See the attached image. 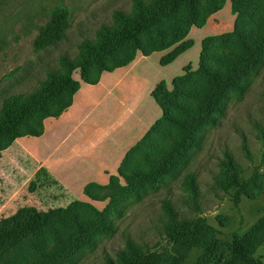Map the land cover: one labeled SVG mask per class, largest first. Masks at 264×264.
<instances>
[{
    "label": "rangeland",
    "instance_id": "obj_1",
    "mask_svg": "<svg viewBox=\"0 0 264 264\" xmlns=\"http://www.w3.org/2000/svg\"><path fill=\"white\" fill-rule=\"evenodd\" d=\"M132 1L0 0V111L6 97L13 94L27 96L42 86L51 70L62 71L60 56L74 58L83 39H95L102 24L112 23L113 11H131ZM248 5L246 0H223L218 9L209 12L202 25H191L177 42L150 54L137 51L128 64L104 71L95 83L82 81L80 71L76 70L74 77L81 85L74 97L82 93L92 95L83 112L87 114L84 125L90 124L100 131L96 143L92 142L93 151L59 166L47 164L53 176L59 177L69 188L64 193L49 191L44 194L41 188L34 192L39 182L37 177L29 179L27 176L34 166L29 160L12 161V171L7 170L8 165L0 166V205L11 196L9 207L14 202L19 206L11 214L6 210L0 212L3 226H11L14 220L10 218L20 208L34 206L36 202L42 208L37 209L42 211L65 209L77 202V212L81 216L111 219L117 231L113 235L96 234L92 244L81 247L63 264H104L106 255L115 256L126 248L128 238L140 245L147 243L153 249L165 248L172 254L178 253L179 257L184 253L183 264H232L230 247L234 234L249 232L264 216V59L247 75L242 95L234 89L223 94L216 123L195 131L193 141L183 147L181 161L157 176L154 186L144 181H131L124 175L130 174L131 169L148 172L154 162L153 156L161 155L176 142L183 141L182 132L174 124L148 134L150 128L163 118L164 111L153 94L157 86L162 84L170 91L176 77L197 71L202 51L207 56L209 52L222 50L230 55L241 52L234 37L236 23L241 19L249 20L250 27L261 39L264 37V17L254 20L256 10L249 14ZM61 10L69 15L65 37L54 45L36 50L34 40L41 27L54 11ZM253 20L255 24H251ZM258 21L259 25H256ZM205 45L208 52H204ZM205 62L214 64L213 60ZM194 80L195 86L204 82L201 75L194 76ZM84 125L75 129L62 146L61 140L72 130L73 124L66 122L59 129L48 131L39 143L40 151L46 153L57 149L59 154H65L73 142L84 143ZM226 151L233 154L237 163L238 183H229L233 179L232 171L221 165ZM128 153L126 162H132V167L124 163ZM255 170H258L255 181L262 183V188L254 191L253 198L243 195L235 202V192ZM190 173L196 175L200 193L198 212L183 185ZM217 178L229 183L227 191L216 182ZM247 188L253 190L254 183H249ZM21 194L25 199H21ZM30 198L34 202H30ZM163 200L172 201L180 217L193 218V223L180 232L185 239L193 238L198 230L195 225L204 220L214 229L207 247L194 246L188 251L182 239L181 245L167 241L163 235L166 217ZM62 217V214L52 215L46 226L36 228L23 238L18 246L4 254L3 260L16 252L31 254L27 247L35 251L37 247L33 244L36 241L50 247L56 240L52 224L62 226ZM23 218L20 216L19 220ZM255 257L264 264V242L257 248ZM162 264L171 263L166 260Z\"/></svg>",
    "mask_w": 264,
    "mask_h": 264
},
{
    "label": "trees",
    "instance_id": "obj_2",
    "mask_svg": "<svg viewBox=\"0 0 264 264\" xmlns=\"http://www.w3.org/2000/svg\"><path fill=\"white\" fill-rule=\"evenodd\" d=\"M246 1L249 2V14L256 10L254 20L264 17V0ZM222 3L223 0H133L131 11L115 9L112 23L102 24L96 31L95 39H83L78 44V53L74 58L68 55L60 56L62 71L51 70L42 86L27 96L13 94L4 99L0 111V152L18 137L27 134L41 135L44 132V119L48 116H59L72 104L74 94L81 85L74 77L76 70L80 71L82 81L95 83L104 71H112L118 66L128 64L137 51L150 54L177 42L184 36L187 28L193 24L202 25L209 12L218 9ZM254 20L251 24H255ZM248 21L241 19L236 23L234 30V37L241 46V52L230 55L222 50L213 54L209 52L207 56L202 51L197 71L176 77L170 91L162 84L157 86L153 94L164 111L163 118L150 128L148 134L162 131L164 126L174 124L182 132L183 141L176 142L167 152L153 156L154 162L148 172L131 169V173L124 176L131 178V181H144L154 186L157 176L168 172L181 161L183 151L193 141L195 131L206 124L216 123V114L220 112L223 94L229 89L243 94L247 75L264 59V37L261 39ZM68 25L67 11H54L35 38V49H44L62 40ZM256 25H259V21ZM207 50L205 45L204 52ZM207 59L213 60L214 64L208 65L205 62ZM199 75L204 78V82L201 86H195L194 76ZM129 156L128 153L124 163L132 167V162H126ZM225 156L221 165L229 172L232 171L233 179L229 183H238V167L234 156L229 151H226ZM257 174L258 170H255L253 176L239 186L234 194L235 202H239L243 195L253 198L254 191L262 188V183L255 181ZM216 182L224 191L230 186L220 178H217ZM252 182L254 189L248 190L247 185ZM183 185L197 212L200 211L196 175L188 174ZM77 204L73 202L65 209L48 211L39 210L34 206L23 207L10 218L14 220L11 226H3L0 221V264H63L81 247L92 244L96 234L113 235L117 231L111 219L103 216H81L77 212ZM162 208L166 215L163 220V235L168 242L181 245L182 239V244L188 251L194 246L207 247L214 235V229L205 220L195 225L198 230L193 238L185 239L180 232L185 226L193 223V218L180 217L170 200H163ZM55 214H62L63 221L62 226L52 224L56 240L50 247L36 241L33 244L37 247L35 251L34 248L27 247L31 254L25 251L16 252L14 256L3 260L4 254L18 246L20 241L36 228L46 226L50 217ZM20 216L24 218L19 220ZM263 242L264 216L249 232L243 235L234 234L230 247L231 263L261 264V259L255 257V253ZM183 259L184 253L179 257L178 253L172 254L165 248L153 249L147 243L140 245L128 238L126 248L119 250L115 256L106 255L104 264H162L166 260L171 264H183Z\"/></svg>",
    "mask_w": 264,
    "mask_h": 264
},
{
    "label": "crops",
    "instance_id": "obj_3",
    "mask_svg": "<svg viewBox=\"0 0 264 264\" xmlns=\"http://www.w3.org/2000/svg\"><path fill=\"white\" fill-rule=\"evenodd\" d=\"M83 89L85 90V88L82 87V90ZM91 100L92 95H88V93H82L79 97L76 95L74 97L72 105L64 110L59 116L47 117L44 120V132L42 135L23 136L16 138L9 147L4 149L0 153V166L8 165L7 170L12 171L13 169L11 168L14 167L12 161H17L19 159L29 160L34 166L31 173L27 176H29V179H34L37 177V181L39 182L38 187L34 192H36L40 188L44 191V194H47L49 191L64 193L65 191L69 190V188L65 184H63L62 180H60L59 177H57L56 175L53 176V173L50 172L51 170L50 168H48L47 164L51 163L52 165L59 166L61 164H65V162L70 161L77 156H87L93 151V144H95L97 140L95 138H97V133H100V131L97 127H92L90 124L84 125L87 114H83L85 107L88 106L89 101L91 102ZM66 122H71L73 124V127L68 135L62 138L60 143L61 146L68 141L70 134L80 125L85 126L83 129L84 143H81L80 141L73 142L68 146L65 154H59L57 149H52L46 153H42L39 148V143L41 142L43 136L48 131L59 129ZM36 144L38 146H36ZM70 195H73V193H70ZM20 197L21 199H25L23 194H21ZM10 198L11 196L6 198V200L1 203L0 212L6 210L8 212L7 214H11L19 208V206H15L16 203L14 201L16 199L12 201L14 203L11 202L13 206L9 207ZM31 199L32 198H30L29 200ZM30 202L34 201L31 200ZM33 205L36 208L42 209L39 207V204L37 202Z\"/></svg>",
    "mask_w": 264,
    "mask_h": 264
}]
</instances>
